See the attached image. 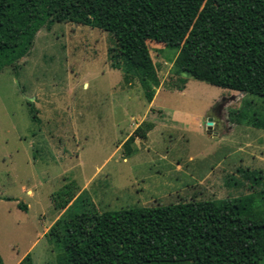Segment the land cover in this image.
<instances>
[{"label":"rangeland","instance_id":"rangeland-1","mask_svg":"<svg viewBox=\"0 0 264 264\" xmlns=\"http://www.w3.org/2000/svg\"><path fill=\"white\" fill-rule=\"evenodd\" d=\"M112 44L99 28L55 21L0 70L4 264H56L60 250L46 233L65 210L53 201L64 186L74 188L67 206L81 195L72 214L90 203L104 211L264 189V128L250 124L264 121V97L176 75L177 49L147 41L160 80L147 102L138 78L127 84L111 66ZM140 124L152 125L146 137L124 144Z\"/></svg>","mask_w":264,"mask_h":264},{"label":"trees","instance_id":"trees-1","mask_svg":"<svg viewBox=\"0 0 264 264\" xmlns=\"http://www.w3.org/2000/svg\"><path fill=\"white\" fill-rule=\"evenodd\" d=\"M55 21L110 34L111 66L122 70L127 84L136 76L147 102L160 83L147 41L177 49L176 75L264 97V0H0V70ZM250 121L264 128L263 120ZM142 124L124 144L146 137L152 125L141 130ZM249 179L252 187L261 183L257 173ZM73 189L53 195L54 207L65 208L46 233L60 250L56 264H259L264 258V189L104 211L90 203L72 214L81 196L67 206Z\"/></svg>","mask_w":264,"mask_h":264},{"label":"water","instance_id":"water-1","mask_svg":"<svg viewBox=\"0 0 264 264\" xmlns=\"http://www.w3.org/2000/svg\"><path fill=\"white\" fill-rule=\"evenodd\" d=\"M206 123H207V129H210L212 127V118L207 117Z\"/></svg>","mask_w":264,"mask_h":264},{"label":"crops","instance_id":"crops-1","mask_svg":"<svg viewBox=\"0 0 264 264\" xmlns=\"http://www.w3.org/2000/svg\"><path fill=\"white\" fill-rule=\"evenodd\" d=\"M23 188H24V185H23ZM28 189H29V188H28ZM29 190H31V189H29ZM31 191H32V190H31ZM62 214H63V213H62ZM62 214H61V215H62ZM61 215H60V216H61ZM45 229H46V228H45Z\"/></svg>","mask_w":264,"mask_h":264}]
</instances>
